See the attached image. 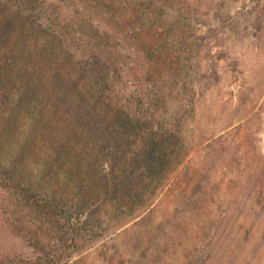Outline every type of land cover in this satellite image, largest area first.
I'll use <instances>...</instances> for the list:
<instances>
[{
  "label": "rangeland",
  "instance_id": "obj_1",
  "mask_svg": "<svg viewBox=\"0 0 264 264\" xmlns=\"http://www.w3.org/2000/svg\"><path fill=\"white\" fill-rule=\"evenodd\" d=\"M35 1L38 3L33 6ZM80 1L83 0L75 1V8L69 2H62L57 4V10H52L56 2L51 6L50 0H0V10L8 11L9 7L16 12L20 7L21 11H29L33 6L38 10L46 8L49 13L57 12L62 17L65 13L73 16L77 12H69L87 3V0ZM172 1V8L161 10L170 22L158 31L168 38L160 47L158 72L168 71L169 79L155 90L148 89L147 82L144 83L149 71L145 67L149 68L150 64L146 62L142 67L129 63V56H134L131 44H117L109 27L96 18L89 22L90 27L107 33L92 31V38H88L91 33L86 26L87 37L74 42V47L67 46L66 51H71L74 57L82 53L89 57L92 49L99 55L109 51L123 57L113 82L110 79L112 85L100 91L102 96L95 104L94 114L111 119L113 112L128 113L132 108L133 115L129 114L133 120L145 125H139L135 141L120 144V150L110 161H102L90 173L84 170L83 155L78 158L82 169L78 168L76 154L68 145L60 155L61 163L55 151L42 152L41 157L36 148L28 152L25 168L32 170L34 179L41 181L30 207L38 209L39 214L25 218L27 227L34 229L30 241H25V244L31 242V246L22 247L23 239L6 236L0 228L2 246L16 245L18 251H26L36 259H44L48 254L53 256L51 262L40 260L42 264H54V261H57L55 264H264V0ZM145 2L139 0L140 12L148 7ZM134 3V0L115 1L122 11L121 17L125 16L123 19L131 16ZM161 3V0L154 2L156 13ZM174 7H183L186 16L180 23L184 40L175 34L179 25L175 24ZM145 19L143 15L141 21ZM16 34L17 37L0 47V55L6 49L7 53L12 51L11 41L15 39L20 38L18 46L27 47H36L42 40V36H33L27 28L21 35L19 31ZM178 74L187 76L185 100L173 93L170 85L169 80ZM146 90L153 92L147 96ZM136 96L138 100L134 102ZM148 97H155L153 103L157 104H151ZM151 136L178 137V154L170 153L168 159H182L181 164L167 176L144 177L136 186L140 190V202L139 197L125 196L121 200L114 195L105 196L101 186L93 183L94 178L100 173H109L111 165L116 175L122 165L130 169L128 160L135 147H139L138 137ZM26 138L18 137L19 140ZM44 146L46 150L48 146ZM218 148L224 151V159L211 162L208 153ZM54 157L56 161L51 160ZM171 161L166 164L167 170L173 167ZM185 170L191 176L189 179L201 172L208 173L205 180L208 194L205 202H201V212L179 215L175 221L178 230L172 231L170 225L176 220V184ZM82 178L83 188L89 187L92 192L87 211L89 224L77 232L69 230L68 236L62 237L56 224L60 216L57 211L63 205L72 210L78 201L74 189ZM117 181L118 178L110 183ZM2 196L0 192V200ZM51 196H60L57 204L48 203ZM139 215L141 221L136 224L135 216ZM164 243L165 251L162 250Z\"/></svg>",
  "mask_w": 264,
  "mask_h": 264
},
{
  "label": "trees",
  "instance_id": "obj_2",
  "mask_svg": "<svg viewBox=\"0 0 264 264\" xmlns=\"http://www.w3.org/2000/svg\"><path fill=\"white\" fill-rule=\"evenodd\" d=\"M75 1L55 0L53 2L50 0V5L56 2L52 10H57V4L69 2V5L75 8ZM115 1L87 0L85 1L87 3L79 6V10L69 12H77L73 16L65 13L63 17L57 12H46V8L35 9L33 6L38 1L34 2L29 11H21L19 7L16 12H13L6 4H1L9 10H0V47L7 45L11 38L17 37L16 31H19L21 35L26 28L33 36L34 34L42 36L40 45L36 47H27L24 44L18 46L20 38L15 39L11 41L12 51L7 53L6 49V53L0 55V192L3 194L0 200V217H3L0 228L4 230L6 236H18L19 239H23L21 246L24 248L31 246V242L25 244V241H30L31 234L34 232V229L27 227L25 218L29 214H39L38 209L30 207L41 183L38 179H34L32 170L25 168V163L28 164L26 161L28 152L36 148V151L41 152L38 153L41 157L42 152L55 151L61 163L63 159L60 155L62 156L65 146L68 145L69 149H73L72 151L76 154L78 168L82 169L78 158L83 155L84 170L90 173L98 168L102 161H110L120 150V144L129 145L130 142L135 141L139 125H145L140 120H133L132 108H129L128 113L113 112L111 119H106L103 115H95V104L102 96L100 91L112 85L110 79L113 82V76L118 72L119 60L123 57L119 54H111L109 51L99 55L95 49L90 50V56L95 59L98 57V60H93L86 55L84 57L83 53L81 56L74 57L71 51H66L67 46L73 44L74 47V42L80 38H86L88 28L91 33L88 38H92V31L107 33L100 28L90 27L89 22L96 18L98 22L109 27L112 39L116 40L117 44H131L134 56H129V63L133 66L143 65L142 67H145L146 62L150 64L149 68L145 67L149 70L144 82H147L145 87L155 90L157 86L169 79L168 71L164 74L158 72L160 47L165 40H168L158 31L166 28L170 22L161 10L172 8L174 2L168 0L171 3H167L166 0H161V8L156 13L153 4L160 0H145V5L148 7L141 12L139 0H134L131 16L123 19L125 16L121 17L122 11L115 5ZM45 3L48 5L49 1ZM97 6L101 8L98 9ZM174 9L177 15L175 24L179 25L175 27V34L179 36L178 39L184 40L185 33L180 23L186 19V16L182 10L183 7L180 9L174 7ZM79 11L84 14H79ZM143 15L146 16L145 21H141ZM144 24L147 26L145 27ZM14 46L16 47L13 48ZM17 47H19L18 50ZM165 67L168 69L169 65ZM186 77V75L178 74L169 80L174 88L173 93L180 95L182 100H185L184 92L188 90ZM151 92L153 91L146 90L145 93L148 96ZM192 96L194 97V93ZM153 98L148 97V101L156 105L157 103H153ZM136 100H138L137 96L133 101L136 102ZM141 104L145 105L143 102ZM164 104L167 105L168 100ZM128 134L129 137H127ZM18 137H27V140H19ZM137 140L140 142L139 147H135L133 156L131 154L132 157L128 160L130 169L122 165L121 171L116 175L113 172L115 167L111 165L109 173H100L94 178L93 183L101 186L105 196L114 195L121 200L125 196L139 197L140 190L136 186L144 177L159 174L162 177L167 176L181 164L182 159H172V161L168 159L170 153L178 154L176 151L178 137L151 136L138 137ZM26 141L33 144L30 146ZM44 144L48 146L46 150ZM223 153L222 148L211 149L208 153L209 160L211 159L214 163L222 162ZM57 158L54 157L51 160L56 161ZM170 161L173 162V167L167 170L166 164ZM46 163L53 164L50 161ZM80 174H77L78 178L81 177ZM116 178L119 181L111 184L110 181L114 182ZM189 178L191 176L185 170L176 184L178 187L174 212L176 220L170 225L172 231L178 230L175 221L180 217L179 215L201 212V202H205L204 198L208 194L205 189L208 173L206 175L201 172L197 177ZM83 180L84 178L79 179L78 186H75L78 201L72 205V210L69 206L63 205L57 211L60 216L56 224L59 225L62 237L68 236L69 230L77 232L86 229L89 224L90 218L87 216V211L92 200V192L89 187L83 188ZM192 180H194L193 183ZM59 197L51 196L48 203L49 201L51 204L56 203ZM137 200L140 202V197ZM135 217L138 218L135 221L137 224L141 221V217L140 215ZM126 229L127 227L123 228L121 232L124 233ZM15 246L4 247L0 243V264H42L40 260L48 262L53 260L50 254L44 259H36L37 257L28 255L26 251H18L19 247ZM165 247L164 243L163 251ZM41 252L43 253V249ZM55 263L57 261H54Z\"/></svg>",
  "mask_w": 264,
  "mask_h": 264
}]
</instances>
